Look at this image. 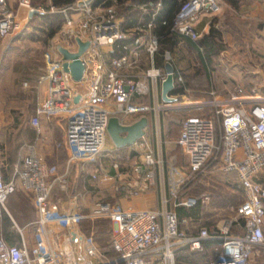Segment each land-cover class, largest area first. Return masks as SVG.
I'll return each instance as SVG.
<instances>
[{"label": "built area", "instance_id": "2783aa9c", "mask_svg": "<svg viewBox=\"0 0 264 264\" xmlns=\"http://www.w3.org/2000/svg\"><path fill=\"white\" fill-rule=\"evenodd\" d=\"M94 2L74 0L56 10L63 16L61 33L65 45H70L73 37L89 40V47L81 57L85 70L80 82L87 85L84 90L76 87L79 82L74 83L63 70L62 58L48 59L45 64L47 112L66 115L67 164L90 160L102 151L108 119L113 113L109 104L118 114L151 113L157 138L154 151L145 150L142 160L131 162L125 170H120V163L115 161L112 163L114 172L95 170L90 179L111 183L113 191L123 196H134L155 187L158 205L155 208L115 209L110 201L97 200L86 212L61 208L51 197V175L55 167L47 164L33 144H24L25 154L8 179L4 178L0 162V215L17 189L30 194L37 212L29 224L35 238L29 244L22 228L15 224L19 244L7 243L0 234V264H194L178 259L177 255L185 250L190 254L208 253L199 264H264V183L256 179L264 169V98L244 93L241 87L235 86L225 99H219L216 91L210 89L208 98L186 100L180 106L188 113L180 122L176 139L186 164L181 170L170 165L163 154L161 115L179 107L175 101L189 92L185 78L168 50L161 53V64H156L159 36L150 32L152 20L145 25L147 34L135 37L129 45L120 44L125 35L115 10L111 6L99 8ZM225 2H182L172 18L170 31L196 42L200 37L196 24L201 15L219 13ZM19 4L30 11H43L31 7L28 0H20ZM156 5L160 7V2ZM50 9L54 10V6ZM73 14L78 18L77 30H74L77 18H73ZM19 30L21 24L15 13L6 0H0V40ZM102 46L117 47L120 54L105 60L100 53ZM142 50L151 61L144 75L136 78L121 74L120 70L130 66ZM166 64L172 68L171 91L176 90L175 94H170L172 102H165L161 97V86L168 74ZM74 96H78L77 102H73ZM140 96H149L151 104L133 100ZM205 110H209L208 115ZM40 113L38 108L30 119L35 128L39 126ZM217 122L221 132L219 144L215 134ZM139 146L145 147L144 142ZM211 159L217 160L214 167L221 173L235 174L243 190V200L234 208L231 217L218 221L209 229L193 217L179 216L177 209L193 208L208 201V193L196 197L187 193L185 186L207 173ZM97 219L112 224L108 250L100 247L93 232L86 233L80 228L83 221ZM50 222L66 225L67 240L72 247L62 243L59 233L47 229ZM75 246H80L81 258L74 254Z\"/></svg>", "mask_w": 264, "mask_h": 264}, {"label": "crops", "instance_id": "0c3cea01", "mask_svg": "<svg viewBox=\"0 0 264 264\" xmlns=\"http://www.w3.org/2000/svg\"><path fill=\"white\" fill-rule=\"evenodd\" d=\"M6 2L10 10L15 13L16 18L22 25H25V23L29 19H32V17H38V10L31 13L28 8L21 6L20 4L17 5L15 0H6ZM95 2L94 6L99 8L107 6L113 7L125 35V38L122 39V44L128 45L133 42L135 37L144 36L148 33V30L145 29V25L151 20L154 24V17L159 8L156 5L159 0H155V2H151L149 0H112L111 4L106 6L103 5V0L98 4H95ZM50 4L53 3L50 2ZM30 6L33 8H39V5L33 6L30 4ZM23 8L25 10H23ZM133 11H137L140 17L137 21L129 25V15L133 14ZM213 15L218 17L217 21H211L210 17ZM145 16H149V18L145 20ZM72 17L75 19L77 18L75 14H73ZM76 20L77 21L74 23V30L78 29V18ZM231 22L233 24L232 27L229 25ZM226 23L229 26V33L227 40H223V43L225 42L226 45L233 47L234 49L241 46L245 48L250 46L260 47L261 49H264V0H226L219 13L201 15L196 24V30L201 36L202 33L208 32L211 24L221 30L223 25ZM63 29L64 27H62L61 32ZM150 32H153V27ZM246 32L250 34L254 33V40L246 37ZM53 37L54 35L52 38ZM179 37L184 38L182 36ZM75 38L76 37H73L72 40H70V45H65V41H63V39L62 42H55L53 49L51 48L49 50L47 60L61 58V54L58 51L60 46L67 49L69 48L71 51H75L77 49ZM83 39L85 40V38ZM103 48H107L108 51H104ZM100 53L103 59L109 60L110 58L120 54V50L117 47L113 49L112 46H102L100 48ZM232 55L233 57H236L238 54L234 51ZM244 55H246V53ZM83 57L87 58V54ZM45 64L43 71H39L37 80L35 82H30V86L35 85V90L32 92L33 95L28 97L25 96L28 92L19 93L21 95L19 98L20 100L10 103L9 108L6 111V116H4L6 118V124L15 128V130H13L14 133H17L16 131H18V137L21 141L18 151L14 154H0V162L4 178L8 179L10 177L14 166H16L24 156V144H33L47 164L55 167V172L51 175V179L53 180L51 197L59 202L61 208L83 212L88 210V208L97 200L110 201L115 209H125L128 207L155 208L158 205V196L155 187L134 196H123L121 193L118 194L113 191L111 183H98L90 179V174L95 170L108 171L111 173L114 172L115 170L112 168V163L115 161L120 163V170H125L127 165L131 162L142 160V153L145 150L154 151L157 138L154 136L151 123V113L143 112L130 115L118 114L114 113V108H112V105L109 104L108 108L112 109L113 112L110 116L118 117L120 123L122 124H131L138 118L145 116L148 123L145 128L143 138L139 139V141L133 145L122 148H116L113 145L108 153L101 154V156L96 159L92 158L90 160L77 161L67 164V149L65 145L66 115H56L47 112L49 102ZM156 64L159 65L158 63ZM150 66V58L142 50L139 57L130 66L121 69L120 73L128 77L141 78ZM77 88L81 89L79 87ZM187 88L189 89V92L183 95L186 100L201 99L200 97L195 96V94H207L208 92L198 90L191 86H188ZM230 90L231 87L229 86V83H223L219 85L215 91L219 99H225L228 97ZM133 100L140 104H151L149 96L135 97ZM38 108L41 110V113L39 114V126L35 128L30 125V119L35 115ZM23 124L27 127L30 125V128L24 130V128H22ZM177 137L178 134L176 137L163 135L162 148L167 163L170 165L172 164L181 170L184 167L175 165V161L173 160L175 150L179 149L180 153L183 154L180 147L176 144ZM142 141L144 142L145 147L139 146V143ZM207 173L217 176L221 183L227 185L226 187H228L227 189L229 191L233 192V189L237 188V190L241 192V201L238 204L242 202L243 190L234 173L223 174L218 170V168L211 165L208 167ZM59 177L60 180L58 179ZM256 179L257 181L264 183V169L258 173ZM61 191L63 194L59 193ZM5 208L6 210H2L0 215V234L3 239L9 244H19L17 231L12 232L10 230L11 228H14L15 224L18 228H22L24 238L27 239L29 244H32L35 236L33 229L29 224L36 218L37 215L32 196L20 189H17V191L8 198ZM25 208L28 210L27 216L22 213V210ZM13 216L17 218L19 225L16 224ZM58 228L60 230L62 228V231L57 232L59 233V239L64 245L67 243L70 246V243H68L67 240V228L64 223L50 222L47 226V229L51 232H55ZM262 229L264 234V218L262 220ZM65 249H68V246H66ZM73 251L77 257H82L80 254V246H75V248L73 247ZM262 261H264V257L262 258Z\"/></svg>", "mask_w": 264, "mask_h": 264}, {"label": "rangeland", "instance_id": "374dc122", "mask_svg": "<svg viewBox=\"0 0 264 264\" xmlns=\"http://www.w3.org/2000/svg\"><path fill=\"white\" fill-rule=\"evenodd\" d=\"M15 2L19 5L20 0H15ZM28 2L33 6L39 5V8H42L43 11H39L38 17H32L25 25L21 24V30L14 32V34L12 33L13 35H7L2 38L0 42V154H14L21 145L18 131L14 133L13 130H15V128L8 126L6 124V118L4 117L6 116V111L10 103L19 101L21 96L19 93L21 92H28L25 95L28 97L33 95L32 92L35 90V85L30 86V82H35L37 80L39 71H43L44 64L49 56V50L51 48L53 49L55 42H62L64 37L61 33L63 27L62 21L59 22L53 17L60 15L63 19V16L56 10L67 4H50V2L52 3L51 0H28ZM50 6H54V10H51ZM23 10L25 9L23 8ZM210 18L211 21L218 20V17L214 15ZM58 26H60V28H58ZM53 28H58L59 30H57L52 38L49 36V32ZM245 36L254 40V33L250 34L246 32ZM223 40H227L224 34L222 36V46L224 47L219 55L214 57V62H212L209 67V74L212 81L215 80V77L219 78L220 75L225 76L227 77L231 89L238 86L242 88L244 93L250 95L257 94L264 98V49L252 46L247 48L241 46L234 49L226 45L225 42L223 43ZM179 43L181 46L184 44L182 40H180ZM103 49L104 51H108L107 48ZM234 51L238 54L236 57L232 55ZM245 53L246 55H244ZM172 57L178 67L175 56L172 55ZM86 85L87 83L83 81L76 84L77 87L83 90ZM210 86L209 89L216 90L217 88L213 82ZM205 95L204 93H200L199 95L195 94V96L200 98H206ZM185 101V97H178L175 103L179 105V107L164 111L161 115L164 136L169 135L171 137H176L178 134L180 122L188 113L180 106L184 104ZM204 113L208 115L209 110H205ZM30 125L27 127L23 124L22 128L26 130L30 128ZM112 146L113 143L111 139L106 136L104 147L95 159L100 157L101 154L108 153ZM173 157L175 165L185 167V158L184 155L180 153L179 149L175 150ZM210 165L214 166L211 163ZM226 186L227 185L219 181L217 176L209 173H205L201 176L199 175L197 178L187 183L185 186L187 193L194 196H199L202 193L209 194V199L206 203H199L197 205V207L199 206V211L197 216H195L196 218H193L198 224L205 225L209 223L214 225L218 221L233 215L234 208L236 207L234 203H239L241 201V192H239L237 188H234V191L231 192ZM59 193L63 194L62 191ZM86 211L87 210L83 212ZM22 213L27 216L28 210L25 208L22 210ZM13 218L16 224L19 225L17 218H15V216H13ZM80 226L86 233L93 232L95 240L103 250L109 249L108 244L110 232L112 230L110 221L105 219H97L94 221L85 220ZM10 230L16 232L15 227ZM60 231H62V228L61 230L58 228L55 232ZM190 255H196V259L184 261L194 264L203 262L206 256V254L203 253L199 255L191 253Z\"/></svg>", "mask_w": 264, "mask_h": 264}, {"label": "trees", "instance_id": "16d2710c", "mask_svg": "<svg viewBox=\"0 0 264 264\" xmlns=\"http://www.w3.org/2000/svg\"><path fill=\"white\" fill-rule=\"evenodd\" d=\"M74 0H52V3L55 5L61 4H70ZM137 1V0H136ZM142 1V0H138ZM151 2H155V0H149ZM186 0H159L160 7L157 10V13L154 17L153 24V32L159 36V55H157V63L161 64V53L165 50H168L173 56H175L178 64V68L183 74L185 79V84L188 87H193L198 90L209 91L211 83H215L217 87L223 83H228L227 77L221 76L218 78L215 77V80L212 81V78L209 74V67L214 62V57L218 56L220 51L224 46H222V36L225 35L227 38L229 30L227 23L223 25V29L219 30L214 27L213 24L210 25L208 32L202 33V35L198 38L196 42L191 41L188 38L179 37L177 33L170 31V25L172 22V18L174 16L175 11L178 9L179 5ZM102 2V0H96L95 4ZM103 5L111 4L112 0H103ZM140 17L137 11H133V14L129 15V25L134 23ZM55 20L61 22L62 18L60 15L53 17ZM149 16H145L144 19H148ZM165 22V23H163ZM232 27V22L229 24ZM60 28V26H58ZM53 28L49 32V36L52 37L57 30L59 29ZM180 40L184 43L183 46L180 45ZM122 40L120 41V44ZM199 47L202 48V51H199ZM176 90H172L171 94H175ZM207 98L208 94L205 95ZM220 126L217 122L215 125V134L216 141L220 143ZM219 153H217L218 155ZM211 164L216 165L217 160L211 159ZM198 197V196H196ZM234 203V202H233ZM234 204H238L234 203ZM199 211V206L194 208H178L177 213L179 216H187V217H195ZM196 218V217H195ZM209 229H212L213 225L206 223L205 224ZM206 248H208L209 244L207 243ZM205 258L208 257V253ZM199 255V254H197ZM179 260L190 261L196 259V255H190L185 250L177 255Z\"/></svg>", "mask_w": 264, "mask_h": 264}, {"label": "water", "instance_id": "95a60500", "mask_svg": "<svg viewBox=\"0 0 264 264\" xmlns=\"http://www.w3.org/2000/svg\"><path fill=\"white\" fill-rule=\"evenodd\" d=\"M34 11L32 10L31 13ZM75 41L77 43V49L75 51H71L62 46L58 48V51L61 54L63 70L70 76L74 83H77L81 81L85 70V62L81 57L89 47V40H82L76 37ZM171 69L170 65H165V70L168 74L161 86V97L165 102L173 101V98L170 97V91L172 89ZM77 99L78 96H74L73 102H77ZM147 123L148 121L145 116L138 118L131 124H122L118 117L110 116L106 131L113 145L116 148H122L133 145L139 138L143 137ZM80 254L82 255L81 249Z\"/></svg>", "mask_w": 264, "mask_h": 264}]
</instances>
